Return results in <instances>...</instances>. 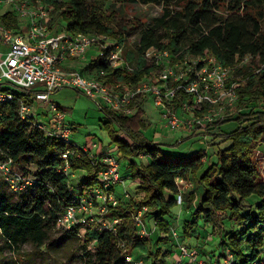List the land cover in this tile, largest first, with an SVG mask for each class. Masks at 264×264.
I'll return each mask as SVG.
<instances>
[{"label":"trees","instance_id":"1","mask_svg":"<svg viewBox=\"0 0 264 264\" xmlns=\"http://www.w3.org/2000/svg\"><path fill=\"white\" fill-rule=\"evenodd\" d=\"M45 1L53 5V21L67 30L106 34L123 44L124 65L112 68L104 58H98L81 68L82 72L98 74L104 70L109 82L136 86L142 80H153L152 74L160 69L155 59L151 65L147 64L145 52L149 48L167 50L172 63L184 61L188 56H213L233 71L232 81L238 94L233 110L252 101L261 105L259 110L239 113L236 117L239 125L221 134L230 143L216 152L215 161L209 160L207 152L203 161L198 155L173 159L162 154V145H177L185 138L163 143L146 137L145 94L135 93L132 97L129 104L134 109L132 115L102 108L104 124L113 142L128 159L129 181L134 184L137 196L120 200V205L110 209L108 215L121 218L116 232L86 228L81 236L79 226L61 229L82 243L86 263L125 264L127 253L140 258V253L134 255L140 250L150 257L149 264H172L167 257L171 256L175 241L171 248L162 244L169 239L168 217L182 203L193 218L177 232L181 242L192 248V242H186L189 230L193 227L191 238H197V226H209L217 233L219 245L211 264H223L227 251L232 254L228 264H264V180L254 158L255 150L264 145V0ZM117 4L160 5L161 12L146 21L122 18L115 24L116 11H120L115 9ZM134 29H138V42L130 46L125 36ZM169 85L175 87L174 107L183 100H191V95L177 86L178 82L170 80ZM19 98L0 102V162H9L8 176L33 179L26 190L14 191L7 175L0 171V237L17 254L22 253L19 248L25 243L37 248L48 245L57 214L63 206L74 202L81 190L96 183L98 170V165L91 164L85 153L71 154L70 169L85 171L80 192L74 194L68 174L58 171L62 163L60 154L66 145L22 120L18 114ZM206 108L207 103H203L195 114L201 115ZM245 115L249 118H244ZM112 123L117 125L119 134L110 127ZM142 152L149 156V161L137 163L134 157ZM32 156L39 158L34 174L29 162ZM188 174L198 175L196 185L200 191L189 193L184 199L181 195L178 204L181 193L176 178L186 181ZM7 183L19 197L15 199L7 192ZM142 207H146L141 212L144 223L149 216L156 218L157 244L151 234L141 237L137 232L134 215Z\"/></svg>","mask_w":264,"mask_h":264},{"label":"built area","instance_id":"2","mask_svg":"<svg viewBox=\"0 0 264 264\" xmlns=\"http://www.w3.org/2000/svg\"><path fill=\"white\" fill-rule=\"evenodd\" d=\"M54 15L53 5L45 0H0V102L20 96L19 117L66 145L60 154L62 163L58 171L68 174L71 170L69 156H78L80 152L87 155L91 164L98 165L96 183L81 190L74 202L62 207L56 217V227L67 230L79 226L81 236L86 228L116 232L121 218L108 213L120 205V199L115 195L116 185H121L124 196L129 197L125 184L130 177L121 175V161L108 148L105 150L97 142L77 146L71 141L72 128L66 114L51 100L50 94L61 87L72 86L114 113L132 115L131 99L135 93H142L151 98L169 132L184 125L182 112L187 109L192 110V116H187V126L190 127L224 116L238 98L236 83L232 81L231 68L223 66L213 56H188L184 61L172 63L167 50L149 48L145 52L146 58L152 53L155 63L167 74L174 75L177 86L191 95L190 101L183 100L174 107L175 87L166 88L165 73V77L159 74L153 80L145 79L133 86L120 81L109 82L104 70L98 74L82 72L81 68L98 58H104L112 68L124 65L121 57L123 44L110 35L67 30L53 21ZM83 59H89V62L81 64ZM162 59L166 62H161ZM179 65L182 70L174 74L173 68ZM203 103H207V108L197 116L195 110ZM35 104L49 107L46 120L35 119ZM9 169L8 161L0 162V171L4 175ZM6 178L14 191L26 190L33 183L29 177L7 175ZM177 203H181V194ZM145 209L142 207L134 215L141 237L149 234L141 218ZM170 233L176 244L171 252L172 264H208L178 240L175 229L170 228ZM231 259L232 254L227 251L223 264H228ZM124 260L125 264H145L144 258H134L131 253H127Z\"/></svg>","mask_w":264,"mask_h":264},{"label":"rangeland","instance_id":"3","mask_svg":"<svg viewBox=\"0 0 264 264\" xmlns=\"http://www.w3.org/2000/svg\"><path fill=\"white\" fill-rule=\"evenodd\" d=\"M108 3L109 1L107 4ZM119 8L120 11H116L117 19L115 24H117L118 21L121 22L120 20L122 18L125 20L140 18L141 20L146 21L161 12L160 5L117 4L115 9L119 10ZM137 33L138 29H134L129 32L128 36H125V41L128 45L134 46V44L138 42ZM153 56L154 55L152 53H149L147 59L148 65L152 64L154 60ZM160 61L166 62V59H162ZM84 62H89V59L81 60V64ZM182 65L184 64L182 63ZM181 70V65H179L173 68V73L178 74ZM164 73L167 78L165 86L166 88H170L169 81H173L174 75L172 76L171 74H167L166 71L162 69V66L152 75L159 76V74H162V76L165 77ZM231 73L233 75V71ZM50 98L64 110L66 120L72 128L70 139L73 143L77 146H81L86 143L90 144L92 142H97L100 147H107L112 155L120 159L121 175L125 176L130 174V167H127L128 159L123 157L118 151L116 144L113 142L112 137L109 134L108 128L104 124L106 117L102 108H105V106L101 102L98 104L97 101L72 86H64L53 91L50 94ZM236 102L237 100L231 109L226 110L224 116H218L213 120L203 121L202 124H194L193 127L187 126V123L189 122V117L187 116H192V110L187 109L182 112L184 125L179 130L168 132L162 123L159 110L155 105H153L151 98L147 97L143 104L145 111L144 116L147 123V127L144 129V134L148 138H152L153 140L158 139V141H162L163 143H174L176 140L185 138V140L180 144L161 146V153L170 158L179 159L198 155L203 161L207 152L210 155L209 160L215 161L216 152L224 149L230 143V140L224 139L221 134L224 132H230L239 125V120L236 119L238 114L249 113L250 111L259 110L261 108V105L258 102L252 101L244 108L233 110ZM35 110V119H47V112L49 111L48 106H37V104H35ZM247 116L248 115H245L244 118H249ZM218 120H222V122L219 123ZM110 127L115 130L117 134H119L118 127L115 123H112ZM191 133L193 135L188 137ZM142 153L145 154V152ZM144 154L135 156V161L137 163L141 161L148 162L149 156ZM254 158L258 164L262 180H264V145H261L255 150ZM38 161L39 158L35 156H32L29 159L32 174L37 172ZM197 177L198 175L192 176L191 174H188V179L184 183L179 182L182 199H184L189 193L193 192L196 194L200 191V188L196 185ZM68 178L72 192L74 194L79 193L82 187V181L85 178V171L82 169L68 170ZM125 186V189L129 193V197L137 196L135 195V191L133 189V183H126ZM7 192L15 199L20 196L19 193H13L9 185L7 186ZM115 195L119 197L120 200L127 199V197L124 196V189L121 185L115 186ZM185 206V204L181 203L178 205L177 210L170 214L168 217L169 226L166 231H170V228H173L177 232H180L183 230L184 225L190 222L193 215H190ZM155 219L156 218L153 215L149 216L144 224L147 232L153 236L152 240L155 244H157L159 230L157 224H155ZM197 223L198 225H201V220L198 219ZM192 229L193 227L189 230L188 235L185 233L187 237L186 242H192L190 243V246L194 250V256H197L200 260H205L206 263L211 264L215 261L219 252L217 233L215 231L212 232L209 226H203L202 228L197 226V230L199 231L198 237L194 238L193 236V238H191ZM146 236L147 235H145V237ZM168 236V242L162 244V247L171 248L174 246L172 244V234L170 233ZM178 240H181L180 237H178ZM19 250L22 252L21 254L15 253L0 237V264H87L84 258L85 250L82 248V243L73 234L67 233L57 227L52 230L48 245H43L40 248H37L32 246L30 243H25L21 246V248H19ZM138 253L142 255V258H144L145 264H149L150 257H147L146 253L141 252L140 250H136L134 255ZM199 255H201V257ZM167 259L169 260V263L174 260L172 256L167 257Z\"/></svg>","mask_w":264,"mask_h":264},{"label":"crops","instance_id":"4","mask_svg":"<svg viewBox=\"0 0 264 264\" xmlns=\"http://www.w3.org/2000/svg\"><path fill=\"white\" fill-rule=\"evenodd\" d=\"M129 182H130L129 179H127V180H126V183H129ZM131 183H132V182H130V184H131ZM200 257H201V256H200Z\"/></svg>","mask_w":264,"mask_h":264}]
</instances>
